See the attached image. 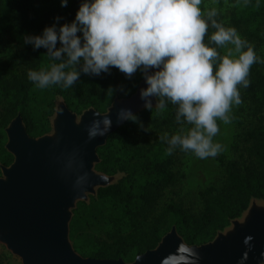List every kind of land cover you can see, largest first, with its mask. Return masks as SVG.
Masks as SVG:
<instances>
[{
  "label": "trees",
  "instance_id": "16d2710c",
  "mask_svg": "<svg viewBox=\"0 0 264 264\" xmlns=\"http://www.w3.org/2000/svg\"><path fill=\"white\" fill-rule=\"evenodd\" d=\"M81 2L68 0L67 6L61 7L60 0H0V50L13 36L41 35L45 27L71 22ZM230 2L234 8L228 25L213 19L226 28H234L259 53L255 52L257 62L247 77L249 86L238 85L243 113L235 118L237 132L232 148L236 157L218 159L224 173L223 187L200 192L205 203L201 212L177 203L159 211L165 190L180 181L174 170L177 155L191 154L183 151L179 143H171L172 138L185 135L192 126L182 116L177 118V105L158 97L164 101L163 109L152 108L136 115L98 150L100 171L109 175L124 172L126 177L117 185L101 188L90 206L81 204L75 211L71 234L82 256L132 262L154 250L173 225L188 244H205L239 218L253 199L264 200V0ZM57 16L61 17L58 22ZM215 31L209 21L204 42L214 48L217 46L209 37ZM46 52L30 44L14 50L0 64V176L1 165L9 166L14 161L6 149V129L17 116H21L30 137H42L51 130L49 119L56 97H61L68 109L78 115L89 109L104 114L115 100L131 97L143 79L144 69L130 78L116 68L99 75L84 73L81 61L75 66L79 79L68 88L63 82L40 88L28 79L29 70H47L52 63L60 62L42 55ZM143 135L149 139L142 141ZM168 151L172 154L168 155ZM94 208L111 226L110 241L99 240V246L90 250L84 236L97 224L92 215ZM13 259L10 253L3 252L5 261L0 260V264Z\"/></svg>",
  "mask_w": 264,
  "mask_h": 264
},
{
  "label": "clouds",
  "instance_id": "9594fccd",
  "mask_svg": "<svg viewBox=\"0 0 264 264\" xmlns=\"http://www.w3.org/2000/svg\"><path fill=\"white\" fill-rule=\"evenodd\" d=\"M66 7L68 0H60ZM202 0H82L74 19L57 27H45L41 35H26L24 42L52 63L47 70H29L28 79L45 88L63 82L68 88L79 79L75 66L83 61L84 73L99 75L116 68L126 77L138 70L158 69L146 77L142 98L165 97L177 105L192 127L185 135L173 136L185 152L206 159L216 156L222 146L214 143L217 121L230 123L232 106L241 103L238 85L248 87L247 79L257 56L234 28H226L213 17L216 11H201ZM61 17L57 16L58 22ZM209 21L216 29L209 37L217 47L205 44ZM59 44V47L57 45ZM228 45L221 56L217 48ZM72 68L71 71H65ZM151 108V104L146 105ZM164 108V101L157 105ZM130 119L135 117L129 114ZM107 127L110 120L103 121ZM104 133L101 132L100 135ZM91 135L95 136L93 131ZM171 155V151L167 152ZM248 237L245 243L251 240ZM176 264H196V253L180 247ZM191 257V259H189Z\"/></svg>",
  "mask_w": 264,
  "mask_h": 264
},
{
  "label": "water",
  "instance_id": "95a60500",
  "mask_svg": "<svg viewBox=\"0 0 264 264\" xmlns=\"http://www.w3.org/2000/svg\"><path fill=\"white\" fill-rule=\"evenodd\" d=\"M157 70H144L136 92L115 100L104 114L89 109L78 115L59 103L51 135L30 137L21 116L9 124L6 149L14 161L2 167L0 178V244L22 264H176L173 257L181 254L182 245L196 253V264H264V206L255 202L242 220L232 221L231 229L203 245H187L174 227L154 250L131 263L86 258L73 248L72 209L97 188L109 185V179L94 171L98 150L130 120L129 114L135 117L149 103L157 106V96H141L146 77ZM105 119L110 120L107 127ZM248 237L252 239L245 243Z\"/></svg>",
  "mask_w": 264,
  "mask_h": 264
},
{
  "label": "rangeland",
  "instance_id": "374dc122",
  "mask_svg": "<svg viewBox=\"0 0 264 264\" xmlns=\"http://www.w3.org/2000/svg\"><path fill=\"white\" fill-rule=\"evenodd\" d=\"M200 7H201L202 13L205 14L204 17H207L206 13L208 11L215 10L216 16L213 18H218L220 19L222 23L227 24V25L229 23L231 12L233 11V8H234L233 3L230 2V0H202ZM26 35H33V34L25 33L23 35L13 36L8 39V43L4 46V48L0 50V64L3 63L12 54L14 50H18L19 48L30 45V43L26 44L24 42V37ZM241 39L246 41L247 44H249L248 41L245 40L243 37H241ZM231 47L233 46L228 45L224 48H218L219 54L221 56L225 55L227 53L228 48H231ZM255 52L259 53V50H255ZM62 102L65 103L61 97H56V99L54 100V112H53V115L49 119L51 130L46 135H51L53 132L52 120L56 114V109H57L58 104ZM159 103L160 101L158 99V104ZM242 106H243L242 103H240L239 105L234 104L232 106L231 112L228 114L230 116V123L225 124L222 121H217L218 126H219V132L213 138V140H214V143H219L222 146V150L216 156L208 157L206 159H201V158L196 157L192 153L191 154H181L180 153L179 155H177L176 160H175L176 162H175L174 170L180 175V181L175 186L170 187L165 190L163 197L160 200L159 211L168 204L177 203V204L183 205L187 209H191L194 212H201L205 203H204L203 198L199 195L200 192L209 187H215L217 189H221L223 187L224 173H223V170L221 168V165L218 159L222 156H225L228 159L236 157V153L232 148L235 135L237 132V125H236L235 118L237 115H241L243 113L241 112ZM152 108L156 109L158 107L155 106V107L147 108L146 110L152 109ZM143 139H149V138L146 135H143L141 140L143 141ZM98 158H99V162L95 164L94 171L96 172V174L103 175L107 179H109V185L107 187L119 184L120 181H122L126 177V173L124 172H117L113 175H109V174H105L104 172L100 171L98 169V165L101 163V158L99 156V153H98ZM2 167H8V166L1 165L0 178L3 177ZM100 189L101 188H97L95 194H88L85 200L77 201L75 208L72 209L71 211L72 217H71L70 224H69V239H70V242L73 248L78 254L80 253L75 248L74 240L72 239V234H71V230H72L71 225H72V222L75 216V211L79 208L81 204H86L90 206L93 203V201L98 198V192ZM253 202L264 206V200L253 199L250 203V206ZM92 215L96 217L97 224L91 227V229H89L87 233H85L87 237L84 236V243L86 247H90V250L94 249L93 246H99L98 244L99 240L110 241V239L108 238L109 237L108 234H110L109 232L111 228V226L107 225V223L104 221L102 215L99 213L97 209L94 208V212H92ZM243 215L244 213L239 218L234 219V220H239V221L242 220L243 217L245 216ZM232 221L225 229L219 232H226L229 229H231ZM174 227L176 228L178 235L183 239V241L187 245L192 246L188 244L185 241V239L179 234L176 225H173L169 232H171V230ZM168 233H166L165 235H167ZM194 245H198V244H194ZM3 252H8L15 258L13 259L14 261L10 260L6 263L2 262L3 264H22V261L19 257L13 255L10 251H8L6 246H4L3 244H0V260L5 261L3 260ZM80 255L82 256V254ZM127 263H131V262H127Z\"/></svg>",
  "mask_w": 264,
  "mask_h": 264
}]
</instances>
